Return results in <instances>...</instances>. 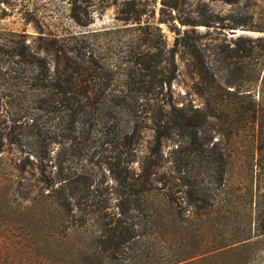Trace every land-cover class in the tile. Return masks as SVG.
I'll list each match as a JSON object with an SVG mask.
<instances>
[{"label":"rangeland","instance_id":"1","mask_svg":"<svg viewBox=\"0 0 264 264\" xmlns=\"http://www.w3.org/2000/svg\"><path fill=\"white\" fill-rule=\"evenodd\" d=\"M176 2V9L171 11L176 16L173 20L175 27L191 29L189 33L196 38L204 60L220 80L229 75L230 59L224 60L222 51L226 50V45L232 46L237 36H264V31L260 30L264 27V0ZM160 3L161 0H0V264H51L54 255L64 254L57 252L58 248L70 249L77 244L75 236L69 231L68 238L59 235L56 241L51 230L39 224L38 218L41 217L34 213L36 205L28 210L30 201L27 197L22 198L25 194L38 196L36 179L39 175L34 166L19 170L21 158L28 151L31 159L38 153V145L48 138L34 127H22L25 135L15 143L9 140L8 132H18L17 125L22 121L33 119L36 124H41L49 123L52 118L37 110L41 100L49 93L39 86L40 80L33 76L37 67L31 71L33 64L16 55L18 35L24 36V42L34 50L35 57L43 58L51 72L54 57L43 52L34 37L39 32L47 37L88 32L83 38L85 58L96 60L110 74L109 85L99 96L105 99L118 97L125 100L129 107H122L124 110L115 115L93 121L90 139L79 144L82 148V151L79 149L80 155L68 158L64 166L69 174L83 172L91 178V194L110 198L116 181L113 173L108 172L105 160L118 149L114 133L131 127L137 130L138 136L132 143L133 160L128 166L135 173L139 171V164L151 142L149 115L141 109L151 91L143 90L146 79L135 74L133 60L139 58L136 54L143 47L140 38L146 33H153L155 42L160 43L158 32L151 26L160 28L166 47L172 45L174 32L170 23L157 21ZM133 9L142 12L140 25L146 21L149 28L136 29L138 23L121 20L132 16ZM179 20L192 25H182ZM233 29L236 33L231 32ZM174 60L177 71L170 82L172 98L177 106H190L189 114L195 121L201 149L190 151L175 136L163 140L160 146L161 171L166 172L169 183L165 178L161 181L169 185L173 193L175 188L171 185L170 175H184L194 181L198 192L209 203L214 200L215 204H206L198 209V212H203L202 215L189 217L188 211H183L184 204L163 195V189L151 192L148 195L156 200L154 204L161 203L165 209L154 223L157 224L156 230L162 232L154 238L147 239L146 236L138 241L141 247L155 250L166 260L183 256L194 249L204 251L202 255H206L210 252L212 227L218 224L222 225L221 232L224 234L241 230L245 237H250L244 240L250 244L238 248L236 252L240 255L241 264H264V235L256 236L253 229L255 202L264 186V143L260 144L262 137L259 136V132L264 131V124L260 126L264 121V86L261 87L259 77L255 78L250 70L247 76L242 75L243 87L236 94H221L215 86L207 91L217 90L216 95L200 93L190 87L191 81L184 70L185 59L175 55ZM260 62L259 70L263 71L264 57ZM92 94L88 93V96L92 97ZM48 148L50 160L45 166V173L55 171L51 162L60 146L50 143ZM218 159L225 164L223 186L213 177ZM156 184L162 185L160 182ZM30 185L31 189H27ZM223 198H228V202H223ZM114 201L112 198L111 204ZM227 207L233 208L232 214L224 218L220 212ZM43 220L47 223L46 217ZM86 227V230L77 232L78 242L86 234L96 232L92 224H86ZM191 236L195 237L192 239ZM234 253L225 255V261ZM132 254L128 251L118 261L128 264ZM92 264H98V261L94 260ZM101 264L109 262L101 261ZM228 264L233 263L229 261Z\"/></svg>","mask_w":264,"mask_h":264},{"label":"trees","instance_id":"2","mask_svg":"<svg viewBox=\"0 0 264 264\" xmlns=\"http://www.w3.org/2000/svg\"><path fill=\"white\" fill-rule=\"evenodd\" d=\"M176 4V0H161L158 8L157 21L170 23L174 32L170 47H166L158 26H151V28L158 32L160 43L155 42L153 33H146L140 38V44L143 47L136 54L139 58L133 61L135 74L146 79L143 81L146 84L143 90L151 91L149 99L144 100L141 109H145L144 114L149 115L152 138L139 164V171L135 173L128 166L133 160L132 143L138 136L137 130L131 127L114 133L118 149L105 160L108 172L113 173V179L116 181L113 188L114 194L110 198L91 194L92 191L89 190L91 178L83 172L69 174L64 166L68 158L80 155L82 148L79 144L90 139L93 121L103 116L115 115L120 110H124L122 107H129L125 100L118 97L105 99L99 96L108 87L110 74L96 60H90L91 57L85 58L82 49L86 44L83 38L88 32L63 37H47L39 32L34 37L38 41V47L54 57L51 72L43 62V58L35 57L34 50L24 42V36L18 35L19 46L16 55L21 56L26 63L33 64L31 71L35 69V66L37 67V72L34 70L33 76L41 81H38L39 86L49 93L41 100L37 110H42L52 118L49 123L41 124H36L33 119L29 122L22 121L17 125L18 132L13 134L8 132L9 140L12 139L15 143L25 135L22 127H34L44 132L48 138L46 142L38 145V153L31 159L28 151L21 158L19 170L23 171L29 165L34 166L39 175L36 179L38 196L31 197L25 194L22 198L27 197V201H30L28 210L36 205L34 213L41 217L38 218L39 224L50 229L56 241L60 236L68 238L69 231L75 236V243H77L70 249L58 248L57 252H64V254L54 255L51 264H92L94 260L98 261V264H101V261L120 264L118 259L128 251L133 252L132 258L127 260L128 264H228L229 261L233 264H241L240 255L236 252L238 248L250 244L244 241L250 237H245L241 230L224 234L221 232L222 225L218 224L212 227V239H210L212 242L208 250L210 252L206 255H202L204 251L194 249L183 256L166 260L155 250L141 247L142 244L138 241L139 238L146 236L147 239L154 238L162 232V230H156L157 224L154 223L165 209L161 203L154 204L156 200L150 198L153 197L151 194L148 195L151 192L157 193L163 189L165 191L163 195L184 204L183 211H188L189 217L202 215L203 212H198V209L204 208L206 204L210 206L215 204L214 200L209 203L206 197L198 192L194 181L191 182L184 175H170L171 185L175 188L173 193H176L173 194L169 190V185L166 184L169 183L166 172L161 171L160 146L163 140L175 136L176 140H182L186 144L188 150L201 149L195 121L189 114L190 106H177L172 98L170 82L176 77L177 71L174 56L185 59L184 70L191 81L190 87L200 93L216 95L221 91V94H236L243 87L242 75L247 76L250 70L253 71L252 75L255 78L259 77L261 87L264 86V68L263 71L259 70V66L262 65L260 61L264 57V36L255 38L237 36L232 41V46L226 45V50L222 51L223 59H230L227 68L229 75L220 80L204 60L196 38L189 33L192 32L191 29L180 30L175 27L173 20L176 16L172 15L171 11L176 9ZM132 11L134 13L132 16L121 18V20L138 23L136 29L145 30L150 27L146 21L140 25L142 15L140 10ZM179 23L192 25L191 22L182 20H179ZM260 30L264 31V27ZM142 56L145 58L142 59ZM213 86L218 92L217 90L207 91ZM88 93H93V96L89 97ZM250 110L253 115L254 108ZM263 124L264 121L260 123V126ZM259 136L262 137L260 144H263L264 131L259 132ZM50 143L58 144L60 150L52 157L51 164L55 166V171L48 170V173H45V166L50 160L48 148ZM224 167V161L218 159L213 168V177L217 183H222V186L224 185L222 182ZM162 178L168 182L161 181ZM157 182L162 185L157 186ZM29 188L31 189V185L27 189ZM112 198L115 199L113 204H111ZM222 200L228 202L229 199ZM43 209H47L48 212ZM232 209L222 208L221 216L228 218L232 214ZM179 214L181 215V212ZM45 217L47 223H44ZM232 217L236 218V216ZM253 218L255 235H264V186L259 199L255 202ZM86 224L95 226L96 232L86 234L78 242L77 232L86 230ZM191 237L193 239L195 236ZM233 252L235 253L230 255L229 260L225 261V255ZM139 258L142 259L138 262Z\"/></svg>","mask_w":264,"mask_h":264},{"label":"water","instance_id":"3","mask_svg":"<svg viewBox=\"0 0 264 264\" xmlns=\"http://www.w3.org/2000/svg\"><path fill=\"white\" fill-rule=\"evenodd\" d=\"M231 32H232V33H236V30L233 29V30H231Z\"/></svg>","mask_w":264,"mask_h":264}]
</instances>
